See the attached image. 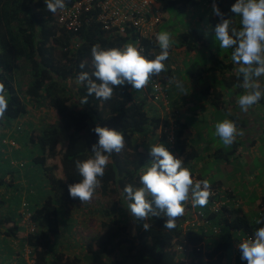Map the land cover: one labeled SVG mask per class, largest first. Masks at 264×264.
I'll return each mask as SVG.
<instances>
[{
	"label": "trees",
	"instance_id": "16d2710c",
	"mask_svg": "<svg viewBox=\"0 0 264 264\" xmlns=\"http://www.w3.org/2000/svg\"><path fill=\"white\" fill-rule=\"evenodd\" d=\"M73 1L66 0V4ZM220 2L215 0L221 12L226 14L225 18L231 19L230 27L241 30L236 26L233 14L227 11V7L223 9ZM212 4L213 0L209 7L193 0L165 1L161 22L167 9L183 12L191 6L210 11L206 23L214 32L219 18L212 12ZM176 37L179 41L174 47H184L187 53L205 45L203 35L194 28ZM137 40L147 59H154L159 54L155 39H141L132 28L125 35H120L90 21L76 32L65 31L55 24L54 14L47 10L44 0H0V82L5 83L9 92L7 119L0 121V126L16 122V131L21 135L24 131L26 145L38 147V155H29L30 168L38 170L44 177L38 185L35 182L24 183L28 188L24 189L26 193L20 186L18 173L7 171L4 176L8 181L5 177L0 179V242L9 240L10 246L5 253L9 252L8 256L12 253L10 260H0V264H81V258L75 253L79 242L75 236L84 223L80 222L78 215L84 220L90 216H103L108 220L100 222L104 232L93 238L97 248L95 257L92 258L93 254L92 257L84 256L89 261L97 260L98 254L110 256L119 253L118 258L103 264H246L240 259L241 253L236 254L235 244L244 238L254 237L255 231L264 227V223H255L257 219L264 220V198L258 204L259 211L255 217L244 213L229 192H226L222 198L224 203L216 211L211 210L215 197H211L207 207L201 210L200 207L192 209L189 202L185 215L177 219L173 230L164 228L166 217L163 215L137 221L128 212L129 201L122 189L128 184L134 188L141 186L139 175L141 168L151 159L148 155L151 146L156 142L163 144L173 155H181L186 164L194 155L186 136L190 130L187 123L191 122L169 123L168 113L161 112H166L164 103L168 99L155 95V86L158 85L159 89L165 86V78L172 70L152 77L148 93L144 92L145 89L137 91L125 85L114 89L109 101L90 96L87 104L80 103V99L87 95V88L77 80V74L94 71L91 46L99 44L105 49L122 48L127 43L137 45ZM232 51L229 49L228 52L232 54ZM215 54L222 53L215 49ZM169 60L170 57L165 63ZM81 62L85 63L83 69L78 67ZM18 64L23 66L28 76L26 83L19 79ZM207 71L210 72L209 69ZM196 72L199 76L202 69ZM213 102L215 106L218 104L215 99ZM173 105L176 104H170L172 108ZM31 110L49 112L57 124L38 129L30 121ZM21 125L23 128H20ZM96 125L121 131L126 143L122 152L110 157L101 180L102 186L97 189L93 200L81 204L78 199L69 197L68 185L81 179L74 162L91 157L90 146L97 137L90 130ZM20 137L14 134L3 139L19 146ZM139 138L144 139V144H137ZM262 142L264 147V138ZM234 148L230 149L231 153ZM13 150L14 147L10 146L5 152ZM228 151L216 155H227ZM261 155H264L263 151ZM20 166L23 168L24 163ZM211 188L225 192L216 185ZM19 191L24 193L25 200L13 210L12 198ZM108 197L115 200L109 203L100 200ZM194 218H197V223L184 229L182 224ZM143 223L152 227L145 231ZM130 225L136 230L134 237L129 232ZM13 247L17 248V252L12 251ZM177 247H181L183 253H179ZM86 249L91 251L89 246ZM5 253L2 254L4 257L7 256Z\"/></svg>",
	"mask_w": 264,
	"mask_h": 264
},
{
	"label": "clouds",
	"instance_id": "9594fccd",
	"mask_svg": "<svg viewBox=\"0 0 264 264\" xmlns=\"http://www.w3.org/2000/svg\"><path fill=\"white\" fill-rule=\"evenodd\" d=\"M50 13L66 9V0H44ZM231 13L240 17L241 30L230 27L232 21L225 18L215 0L212 12L219 18L214 27V40L219 42L220 49H233L231 59L238 65L237 76L242 78L238 85L246 90L238 98L242 112L247 113L264 97L259 78L264 76V0H235L231 5ZM208 33L205 32V36ZM155 40L160 49L154 59H147L143 49L134 43H127L122 48H102L99 44L91 46L90 54L94 71L89 74L81 71L77 80L87 88V95L80 103H88V97L109 101L114 95V89L125 85L132 89L143 91L152 83V77L167 71L166 61L170 57L172 46L177 43L168 31L156 34ZM85 68V63L78 66ZM169 85L188 95L183 83L175 77L168 79ZM158 87V86H157ZM9 92L5 83L0 82V121L6 120ZM214 136L218 137L225 148L231 147L237 137H243L244 131L235 122L224 119L214 126ZM90 131L95 133L97 140L90 146L91 157L74 162L75 169L81 177L77 183L68 185L71 199H78L81 204L90 203L102 186L101 180L105 174L112 154H119L125 148V137L121 131L96 125ZM150 161L141 168L138 188L131 184L122 189L129 201L128 212L137 221H146L149 217H166L164 228L173 230L176 221L185 215L186 206L206 207L214 195L211 183L207 179H195L189 168L184 166L182 157L174 156L163 144L151 146ZM256 224L264 223L257 219ZM152 225L143 223V229L148 231ZM240 259L246 264H264V227H259L254 234L238 244Z\"/></svg>",
	"mask_w": 264,
	"mask_h": 264
},
{
	"label": "crops",
	"instance_id": "0c3cea01",
	"mask_svg": "<svg viewBox=\"0 0 264 264\" xmlns=\"http://www.w3.org/2000/svg\"><path fill=\"white\" fill-rule=\"evenodd\" d=\"M220 3L223 9L227 7L226 9L229 11L235 0H221ZM196 9L198 10V17L195 22L201 24L204 31L214 35L211 26L206 23L210 11ZM233 18L236 26L241 28L240 17L233 14ZM204 21L205 25L203 26ZM162 26H164V21L160 23L158 32H160ZM190 28H193V26H190ZM173 38L177 41L175 44H178V38L175 36ZM204 43V46H200L198 50L191 53H187L184 47L176 48L174 45L172 46L170 62L166 63L167 71L165 72L172 71L169 77L165 78V86L160 88L162 98L168 99L164 103L166 112H161L165 115L168 113L169 123L171 124L174 122L182 124L191 122L187 123V127L195 134V141L192 145L194 155L190 156L191 160L187 164L184 163V166L191 170L193 177L195 179H207L210 181L211 186L216 185L226 192L232 193L237 201L242 202L239 206L242 207L244 213L255 217L259 211L257 210L258 204L264 198V168L261 165L260 167L257 164L252 165L254 160H260L264 157V155H261L262 151L264 152L262 146V139L264 138V102L261 98L247 113L242 112L238 105V98L240 95L245 94L246 90L238 86L242 84V78L237 76L238 65L233 63L231 53L228 52L229 49H222V54L217 55L215 54V48H210V41L205 40ZM199 52H202L206 62L202 66L191 69L188 80L184 81L187 78H182L180 73L183 71L185 64L195 59ZM217 63H223V65ZM201 69L202 74L196 76V71ZM171 77H175L183 83L188 95L184 96L174 84L169 85L168 79ZM214 80H217V82H214ZM259 83L261 88L264 89V76L259 78ZM144 92L148 93V89L146 88ZM214 99L218 103L216 106L213 102ZM170 104L176 105H173L172 108ZM224 119L235 122L238 128L244 131V136L237 137L236 144L231 145L230 149L237 146L234 148L235 152L231 153L229 149V154L220 156L216 154L226 153L225 147L215 148L212 140L204 133L203 128H214L217 122ZM198 128L202 129L197 130ZM198 135L201 136L200 139ZM137 144H144V139L142 144L139 140ZM174 156L182 157L176 154ZM231 161H237L240 167L239 171L237 165V170L234 173L235 180L226 179L224 176L216 177V162L217 166L221 165L223 171L227 174ZM212 164H214V168ZM259 169L262 170L261 175H259ZM257 177H261L260 180ZM232 181L237 183V186L228 185ZM196 208L192 207L194 210ZM245 209H248V211H245ZM193 220L195 221V218Z\"/></svg>",
	"mask_w": 264,
	"mask_h": 264
},
{
	"label": "rangeland",
	"instance_id": "374dc122",
	"mask_svg": "<svg viewBox=\"0 0 264 264\" xmlns=\"http://www.w3.org/2000/svg\"><path fill=\"white\" fill-rule=\"evenodd\" d=\"M163 17H164V26H162L160 28V32L161 31H168L172 34V36L176 37L177 35L187 31L188 29H190V26H193L194 29H197L203 35L205 40L210 41V43H209L210 48H215L217 50V52H220L222 50L219 48V42L214 40V35L207 32L208 35L205 36L206 31L203 30L202 25L199 24L198 22H195L196 18L198 17V10L196 8L187 7L183 12H177V11H174L172 9H167V11L163 14ZM194 22H195V24L193 25ZM204 25H205V21L203 22V26ZM167 28H172V29H167ZM205 62H206V59L203 57L202 52H199L198 56L195 59L188 62V64H185L183 71L180 73L182 78H187V79H184V81L188 80V75H189V73H191L190 72L191 69H193L194 67L196 68L197 66H202ZM18 65H19V79L22 83H26L28 81V76H27L23 66H21V64H18ZM166 67H167V64H166ZM31 113H32V117L30 118V121H32V123L38 129H40V128L45 129V127L47 128V126L50 127V126H55L57 124V121L54 120L55 118L52 116V114H49V112L46 113L45 111L41 112L39 110H31ZM16 128H17L16 122H10L8 125L3 123L0 126V179H3L5 177L4 175L6 174L7 171L8 172H14L15 174L18 173V175H20V177H21L20 178V181H21L20 186L23 188L22 191L24 193H26L24 191V189L28 190V188L26 186H24V183L26 184V182H27V184H30V183L35 182L34 184L38 185L44 181V177L41 175V173L38 170H31V168H30L29 155H38L40 152L38 147L37 146L28 147L26 145L25 138L23 137L24 131H22V135H21L20 132L16 131ZM20 128H23V126L21 125ZM200 129H202V128H198L197 130H200ZM203 131H204V133L207 134L209 139L212 140V144L215 148L224 147L222 141L218 137L214 136V134H213L215 131V128H203ZM14 134L21 136L20 139L18 140V142H19L18 148L11 141L3 139V138H6L8 136L13 137ZM186 136L189 139L188 141L191 143V145H193V142L195 141L194 132L191 130H188L186 133ZM200 137L201 136L198 135L199 139H200ZM139 141L142 144L143 138H139ZM10 146L14 147V150L9 152V153L5 152L6 149H8ZM229 149H230V147L225 148V150H229ZM20 163H22V164L24 163L23 168H22V166H20ZM254 164L259 165V167L261 165V167L264 168V158H262L260 160H258V159L254 160L252 162V165H254ZM237 165H238L237 161H231V166L228 168V171L226 174L223 171V167L221 165L217 166V162H216L215 176L218 178H220V176H224V177H226V179L235 180V177H234L235 171L237 169H239V171H240V167L238 165V168H237ZM212 167L214 168V164H212ZM261 172H262V170L259 169V173H260L259 175H261ZM22 178H23V180H22ZM260 178L261 177H257V179H259V180H260ZM5 181L6 182L8 181L7 177H5ZM230 184L232 186H237V183H235L234 181L228 183V185H230ZM22 191H19L16 194L17 196H14V198H12L11 209L16 210L17 207L19 206V203H21L25 200V195ZM224 193L226 194V191ZM100 200L103 203H107V201L109 203L112 200H115V198H112V197L100 198ZM237 204L240 205V204H242V202L240 200H238ZM245 211H248V209L247 210L245 209ZM78 217H79L80 222L84 223L83 228L77 229L78 233L76 232L77 236H75L79 240L77 246H75V249H76L75 253H77L79 255V257L81 258V260H82L81 264H103V263L112 261L115 258H118L119 253H115V255H110V256L98 254V256H97L98 258L94 262L86 260L84 258L85 255H89V257H92V254H93L92 258L95 257V253H97V248L94 246L93 238L97 234H100L102 231L104 232V230L100 227V222L101 221L107 222L108 220L103 216H100V217L99 216H97V217L93 216L94 218L90 216V218L87 220H84V217H82V216L78 215ZM25 219H27V216H25ZM86 221L88 222L87 224H86ZM131 228H133V226L130 225L128 228L129 232H130ZM91 238H92V240H91ZM10 244H14V243L10 242ZM0 246L2 248L0 250V260L2 262L5 261V258H8L7 261L10 260V257H12V253H10L9 256H8L9 252L6 251V253H5V250L9 249V246H10L9 240H7L6 242H4L2 240L0 242ZM87 246L91 247V251H87V249H86ZM11 249L14 253L17 252V248L13 247ZM18 252H22V251H18ZM4 253L7 254L6 257H4L2 255ZM25 253L26 252H24V254ZM25 258H26V256H25Z\"/></svg>",
	"mask_w": 264,
	"mask_h": 264
},
{
	"label": "built area",
	"instance_id": "2783aa9c",
	"mask_svg": "<svg viewBox=\"0 0 264 264\" xmlns=\"http://www.w3.org/2000/svg\"><path fill=\"white\" fill-rule=\"evenodd\" d=\"M168 0H74L66 4V9L54 14L55 24L65 31L79 30L83 24H89L95 21L105 30H113L116 34L125 35L127 30L134 29L139 38L154 40L157 34V28L161 23L162 6ZM199 2L201 6L209 7L212 0H193ZM139 46V40H137ZM158 85L156 88V97H162ZM172 138V132L169 131ZM216 198L211 204V210H219L224 203L222 198L225 193L211 188ZM218 197V198H217ZM195 221L183 223L185 229L189 225H194ZM215 233L217 230L214 231ZM246 239V238H244ZM242 239V240H244ZM241 240V241H242ZM236 254L240 255L238 244H235ZM179 253H183L181 247H177Z\"/></svg>",
	"mask_w": 264,
	"mask_h": 264
},
{
	"label": "water",
	"instance_id": "95a60500",
	"mask_svg": "<svg viewBox=\"0 0 264 264\" xmlns=\"http://www.w3.org/2000/svg\"><path fill=\"white\" fill-rule=\"evenodd\" d=\"M131 236H135L136 235V230L134 228H131L130 230Z\"/></svg>",
	"mask_w": 264,
	"mask_h": 264
}]
</instances>
